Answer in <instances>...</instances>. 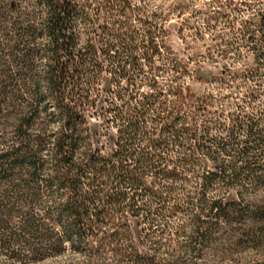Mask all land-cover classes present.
Here are the masks:
<instances>
[{"label":"trees","instance_id":"1","mask_svg":"<svg viewBox=\"0 0 264 264\" xmlns=\"http://www.w3.org/2000/svg\"><path fill=\"white\" fill-rule=\"evenodd\" d=\"M144 10L133 0H34L33 9L0 0V144L7 146L0 149V223L9 232L0 251L32 262L69 246L86 251L89 264L94 257L93 264L156 263L137 248L128 214L144 211L154 223L171 199V211L182 208L172 186H156L190 160L162 152L171 141L190 150L183 111L195 100L178 77L166 89L157 80L164 72L157 61L173 54L165 29ZM106 73L112 81L102 110L117 129L110 152L93 147L88 127ZM218 203L211 205L216 217L231 219L235 205ZM255 210L252 217H264V206ZM16 216L19 227L11 224ZM174 258L166 253L163 261Z\"/></svg>","mask_w":264,"mask_h":264},{"label":"rangeland","instance_id":"2","mask_svg":"<svg viewBox=\"0 0 264 264\" xmlns=\"http://www.w3.org/2000/svg\"><path fill=\"white\" fill-rule=\"evenodd\" d=\"M144 1L145 5L143 0L133 3L157 17L173 54L172 59L157 61L164 71L157 80L166 89L178 77L195 105L183 111L190 116L192 136H183L190 150L171 141L161 151L172 161L184 154L190 160L175 168L177 177L160 176L156 186H172L182 208L171 211V199L161 214L153 215L154 223L147 222L144 211L138 216L129 213L137 248L155 256V264H165L166 253L179 261L170 264H264V217L251 216L264 206V0ZM8 2L34 6V0ZM173 59L182 66L178 73L171 69ZM111 81L110 74L102 76V96L88 113L92 145L106 152L117 140L115 125L102 110ZM142 92L150 90L144 86ZM4 147L0 144V149ZM148 181H153L151 176ZM5 189L0 186V193ZM215 201L222 204L218 208L227 202L235 205L231 219L216 217V207H211ZM11 224L19 227L20 218L13 217ZM206 233L209 238L203 242ZM8 234L0 223V237ZM86 255L66 246L28 262L0 251V264H89ZM97 261L94 257L90 264Z\"/></svg>","mask_w":264,"mask_h":264}]
</instances>
